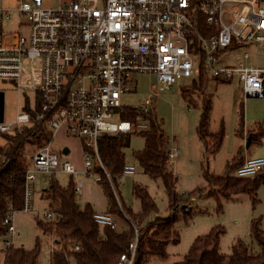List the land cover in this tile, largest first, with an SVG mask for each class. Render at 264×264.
Masks as SVG:
<instances>
[{"label": "built area", "instance_id": "obj_1", "mask_svg": "<svg viewBox=\"0 0 264 264\" xmlns=\"http://www.w3.org/2000/svg\"><path fill=\"white\" fill-rule=\"evenodd\" d=\"M2 2L0 80L21 93L24 109L14 126L0 123V134L44 124L52 132L50 142L29 160L23 208L5 216L6 233L0 234L3 252L18 246V213H34L36 220L45 222L62 218L51 208L34 210L38 174H82L99 184L105 174L111 181L99 156L100 137L149 129L147 122L134 124L121 118L124 107L120 99L130 92L132 76L156 75L161 90H166L184 79L203 81L209 71L218 80L238 78L244 98H264L263 68L242 63L223 68L214 65L217 52L235 45L264 44L261 0H70L56 7L44 6L43 0H16L14 5ZM13 13L27 23L20 22L19 31L6 32L5 22ZM248 58L246 53L244 59ZM138 109L150 113L151 102ZM61 130L80 142L84 157L81 171L61 161L53 149L52 141ZM8 146L5 143L4 147ZM177 154L170 151L169 159ZM263 168V157L247 158L236 176L252 177ZM136 170V165L127 163L121 178ZM75 185L80 193L84 182ZM94 221L100 227H118L113 214L106 211H96ZM140 229L135 226L128 251L117 264H135ZM42 236L50 242V255L61 250L54 235ZM79 250L76 245L74 251Z\"/></svg>", "mask_w": 264, "mask_h": 264}, {"label": "rangeland", "instance_id": "obj_2", "mask_svg": "<svg viewBox=\"0 0 264 264\" xmlns=\"http://www.w3.org/2000/svg\"><path fill=\"white\" fill-rule=\"evenodd\" d=\"M15 1L3 0L2 5H14ZM43 1L46 7H56L70 0ZM261 6L264 7V0H261ZM20 22L27 23V20L13 13L12 19L5 22L4 31H19ZM246 53L249 54L247 60L244 59ZM241 63L264 69V44L235 45L217 52L214 61L216 68L234 67ZM194 83L191 79H184L170 89L161 90L156 75H134L129 85L130 92L123 94L120 99L124 109L138 108L149 100L152 105L151 113L161 123L169 138L170 151L178 152L176 157L170 159L169 169L177 176L176 191L184 198L177 207L175 223L181 242L168 247V257L163 261L164 264L181 260L197 237L206 235L217 227L225 230L220 243V252L223 254L231 253L237 239L243 240L254 252L259 251L252 236L253 220H259L260 228L264 231V184L254 195L241 193L223 197L218 194L212 197L208 192H204L191 197L195 190L207 187L204 173L218 177L227 174L236 176L235 166L243 157L264 158V136L261 137L260 143L256 142L257 135L264 130V98H244L238 78L218 80L209 71L205 72L203 81L198 80L196 85H193ZM0 92L5 94L4 122L13 123L14 126L18 113L24 109V98L10 83L1 80ZM184 95L189 99H185ZM206 107L209 109V132L218 133L222 127L225 131L223 144L216 154H210L206 150L197 133ZM51 136L52 132L44 124L34 137L25 141L24 146L33 142L38 143L37 145L40 141L45 143L48 139L51 140ZM126 136L127 147L124 150L126 163L136 165L137 170L135 174L124 175L120 179L117 193L126 207L137 214L141 210V203L133 194L134 184H140L149 191L157 203L158 213L151 214L142 224L144 226L149 221L169 216L170 203L162 181L150 178L133 156L134 152L144 148V137L139 133ZM249 139L250 144L247 146ZM208 141L209 147H213L214 142ZM5 143L6 141L0 137V145L4 146ZM52 146L61 161L72 163L79 171L83 169L84 157L80 142L72 135L61 130L53 139ZM65 147L70 150L69 154L63 153ZM26 148L28 160H31V156L37 151L36 147ZM90 160L95 163L94 157ZM52 180L59 182L62 187H67L71 180L74 183L82 180L84 186L81 192L77 193L78 205L83 208L90 203L99 212L107 208V198L102 186L93 178L82 174L70 175L59 172L55 177L38 174L33 191L34 210L49 208L51 201L47 198L45 190L49 188ZM220 203L223 208L219 211ZM35 216L34 213L22 212L16 215L17 227L21 231L16 244L33 249L40 237L39 264H50V242L46 241L38 230ZM113 216L118 225L117 230L127 228L126 222L117 215ZM2 260L3 254L0 253V264Z\"/></svg>", "mask_w": 264, "mask_h": 264}, {"label": "trees", "instance_id": "obj_3", "mask_svg": "<svg viewBox=\"0 0 264 264\" xmlns=\"http://www.w3.org/2000/svg\"><path fill=\"white\" fill-rule=\"evenodd\" d=\"M196 85V82L193 84ZM185 99H189L184 95ZM122 120L137 124L139 121L149 124L148 130L139 133L145 139L142 150L134 152V158L143 171L154 180H161L168 200L171 213L167 217L147 221L153 213H158L157 203L149 191L140 184H134L133 194L141 203V210L135 214L127 208L122 198L118 195V184L126 163L127 147L126 135H103L98 142L99 156L106 167L111 181L105 174L100 183L107 198V212L117 215L126 222L127 228L123 230L100 227L94 221L96 210L87 203L81 208L77 203L76 185L73 180L67 187H62L59 182L52 180L46 192L50 199L49 208L60 214L55 222H45L37 219V228L45 234L55 236L61 250L50 255V264H117L120 256L128 251L129 243L133 238L135 226H140V239L137 248L135 264H164L168 257V247L178 245L181 237L175 227L177 207L181 205L183 197L176 191L177 176L169 169V138L162 128L161 123L150 112L143 113L138 108L124 109ZM209 109L200 120L197 130L206 150L216 154L221 148L224 138V128L218 133H211L208 129ZM42 125L24 127L10 134H0V137L9 144L8 147L0 146V234L6 233L4 219L8 212L21 210L24 205L25 177L28 169L27 146H35L36 150L50 142L29 143L25 141L34 137ZM264 130L257 135L256 142H261ZM214 142L209 147V141ZM252 142V139H251ZM240 159L235 166V171L242 164ZM99 172V170H98ZM102 173V171H100ZM207 187L195 190L191 197L208 192L209 196L230 197L236 194H256L258 188L264 184V168L252 177L241 178L238 176H215L204 173ZM209 190V191H208ZM221 203L218 210H222ZM225 230L222 227L212 229L208 234L197 237L188 253L179 261L172 264H264V231L260 228L259 220H253L252 236L259 247L254 252L241 239L233 244L230 254L220 252V243ZM79 251H74L75 246ZM2 264H39L41 243L37 239L33 249L24 246L11 247L3 252ZM155 262V263H154Z\"/></svg>", "mask_w": 264, "mask_h": 264}, {"label": "water", "instance_id": "obj_4", "mask_svg": "<svg viewBox=\"0 0 264 264\" xmlns=\"http://www.w3.org/2000/svg\"><path fill=\"white\" fill-rule=\"evenodd\" d=\"M5 94L4 92H0V123L4 121V115H5ZM250 144V139L248 140V145ZM64 154H69V149L65 148L63 150Z\"/></svg>", "mask_w": 264, "mask_h": 264}, {"label": "crops", "instance_id": "obj_5", "mask_svg": "<svg viewBox=\"0 0 264 264\" xmlns=\"http://www.w3.org/2000/svg\"><path fill=\"white\" fill-rule=\"evenodd\" d=\"M246 65H248V64H246ZM248 66H254V65H248ZM257 67V66H256ZM248 157H243L241 160H242V162H244L246 159H247ZM107 209V208H106ZM106 209L104 210V211H102V212H105L106 211ZM37 211H39V210H37ZM0 249H2V245L0 244Z\"/></svg>", "mask_w": 264, "mask_h": 264}]
</instances>
